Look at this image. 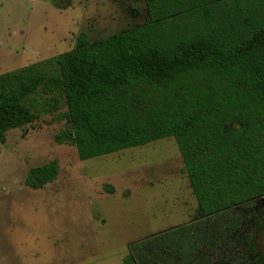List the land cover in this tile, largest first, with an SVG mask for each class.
<instances>
[{
  "label": "trees",
  "instance_id": "trees-1",
  "mask_svg": "<svg viewBox=\"0 0 264 264\" xmlns=\"http://www.w3.org/2000/svg\"><path fill=\"white\" fill-rule=\"evenodd\" d=\"M143 1L141 26L0 73V144L64 105L55 141L81 160L173 137L203 217L264 196V0Z\"/></svg>",
  "mask_w": 264,
  "mask_h": 264
},
{
  "label": "rangeland",
  "instance_id": "rangeland-1",
  "mask_svg": "<svg viewBox=\"0 0 264 264\" xmlns=\"http://www.w3.org/2000/svg\"><path fill=\"white\" fill-rule=\"evenodd\" d=\"M148 19L143 0H0V73ZM65 110L0 144V264H264V196L203 217L173 137L81 160L55 141ZM52 159L57 178L27 186Z\"/></svg>",
  "mask_w": 264,
  "mask_h": 264
}]
</instances>
